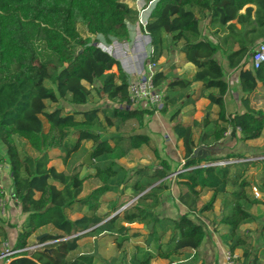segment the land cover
I'll list each match as a JSON object with an SVG mask.
<instances>
[{
    "label": "trees",
    "instance_id": "1",
    "mask_svg": "<svg viewBox=\"0 0 264 264\" xmlns=\"http://www.w3.org/2000/svg\"><path fill=\"white\" fill-rule=\"evenodd\" d=\"M136 14L123 0H0V140L8 160L11 194L25 214L11 245L22 250L12 255L7 264H96L92 254L70 255L78 248L81 236L93 232L111 234L116 246L121 247L129 238L140 235L139 231L130 234L123 225L135 221L146 225L152 222L147 233L151 237L170 228L168 246L163 249L158 244L155 252L133 253L127 263L122 260L121 264H151L156 258L172 260L187 249L195 250L202 241L203 227L189 215L212 210L222 195L228 198H224L222 206L229 210L220 218V223L227 227L221 239L230 251L246 245L240 226L254 220L249 209L264 205V201L247 193L250 182L231 171L234 164H203L232 157V153L225 157H194L193 149L196 144L216 143L229 127L238 128L241 140H253L262 134L264 106L254 108L246 104L243 112L227 113L224 96L228 84L214 54L220 50L228 67L238 71L244 103L258 84L264 91V61L257 68H243L253 46L264 40V0H157L141 29L149 37L152 62L161 57L164 38L169 36L173 48L195 67L189 78L172 79L173 74L168 77L162 70L152 73V83L157 88L167 81L162 91V107L157 111L166 115L173 110L169 121L183 148V163L176 175L180 186L176 199L186 212L175 219L160 217L149 210L158 203L157 194L164 191V179L171 172L169 163L159 157L155 147L151 151L158 163L154 168L136 169L129 186L124 183L123 166L108 160V155L117 149L124 157L131 150L149 147L150 137L132 132L105 138L95 130L119 129L129 122H136L141 128L144 116L151 111L132 107L129 77L120 63L89 37H82L76 26L82 25L88 34L102 35L107 41H127L129 30L125 20ZM201 20L206 21L214 43L201 38ZM98 78H101L100 91L115 106H94L75 112H63L58 106L47 108L46 101L55 102L67 95L72 103L85 104L90 90L83 82L91 85ZM193 82L201 83L196 93L191 91ZM200 98L207 99L218 110L215 118L207 116L201 122L203 129L209 125L212 128L200 130L195 139L194 128L200 122L182 123L177 116L183 106ZM261 98L264 99L263 93ZM71 131L74 138L68 141ZM15 137L23 139L35 154L21 152ZM84 141L91 142L92 163L87 166L94 172L90 176L99 182L85 194L83 182L87 176L65 171L73 155L83 149ZM52 150L61 152L59 158L64 168L50 164L55 157L50 153ZM127 187L134 194L143 192L140 197L153 200V205L123 209L105 219L121 207L116 201L108 214L98 213L105 193H123ZM259 187L263 197L264 179ZM204 190H210L211 196L202 203L200 196ZM1 197L0 193V200ZM75 205L74 211L80 216L71 219L66 210ZM118 219L122 223L116 225ZM46 227L50 231L39 238L41 246L27 250L31 235ZM81 231L85 232L78 234ZM0 235L5 236L1 227ZM247 255L243 252L244 258ZM252 264L264 262L253 257Z\"/></svg>",
    "mask_w": 264,
    "mask_h": 264
},
{
    "label": "rangeland",
    "instance_id": "2",
    "mask_svg": "<svg viewBox=\"0 0 264 264\" xmlns=\"http://www.w3.org/2000/svg\"><path fill=\"white\" fill-rule=\"evenodd\" d=\"M130 8L136 10V16L132 18H128L125 20L126 25L129 30V39L127 41L125 40H116V39H110V41H107L105 37L102 35H92L88 34L85 28L82 25H77L76 28L79 32V34L82 37H89L91 42L96 44L99 48H101L103 51H106L110 54V46L114 42H116V46L119 49H125L127 52L128 50L134 54L133 51L134 43L137 41L143 48V51L138 52V57L141 59L140 64L144 66V72L147 74V66H151L152 73L157 70H162L164 67L166 68V73L168 77H170L173 73V67L174 65H170V60L168 57V47L167 44L170 42L169 36H165L164 42L166 44V49L163 52V57L159 58L157 62H152L150 57L151 48L149 45V39L145 37V34L141 30L145 21L148 18L149 12H150V3L149 1L152 0H123ZM153 2V1H152ZM204 21H199L200 28L204 29L206 26L203 24ZM264 42V40H262ZM135 49V48H134ZM254 46L251 50L253 51ZM251 52L246 56L245 63L248 64L250 62ZM119 62V60H117ZM129 80L131 77L128 75ZM100 82L101 78L95 79L93 84L88 85L87 83L83 82V84L90 90V93L87 97V101L85 104H74L71 102L69 95H67L65 98H59L55 102L46 101L47 108H53L55 106L61 107L63 112H75L80 111L84 109H88L94 106L98 107H113L116 105L115 102L110 101L101 91H100ZM167 81L163 82L159 88L161 91H163V88L165 86ZM47 85L52 86L49 82H46ZM262 91L260 88L258 90L256 89L255 92L250 93L249 101L252 102V105L254 107H258L262 104V98L261 93ZM132 107L135 108H146L151 111V114H154L153 117L150 118L144 116L143 118V126L141 128L138 127L136 122H129L126 125L122 126L119 129L114 128H98L96 127L100 136L105 138H110L111 136L115 134H121V135H127L132 132H142L144 134H147L151 140L150 145L155 146L157 148H161V141L155 139L154 134H149L146 130L149 129L150 126L155 125L156 122H162L163 117L159 114H155L156 111L153 107H146L142 103H138L136 105H132ZM159 112V111H158ZM172 109L168 112V115L171 114ZM160 113V112H159ZM78 117V116H77ZM168 126L169 122L166 120ZM153 130V129H152ZM198 132H196L197 134ZM74 138L73 131L70 132L67 140L71 141ZM196 139V138H195ZM16 143L18 145V148L21 152H25L28 154L34 155L35 152L27 145L25 144V141L23 139H20L18 137H15ZM197 141V140H196ZM0 143L3 145L2 141L0 140ZM0 144V193L2 195L1 197V204L3 206V210L0 209V227L5 231V236L2 237L0 235L1 243L7 242L8 245H13L15 241V237L17 232L20 229V219L18 216V213L14 211L13 206L12 211L8 212L7 207L5 206V199L4 196H6L5 189V180H6V174L4 172V169L6 168V165H4L3 159H2V146ZM254 144V147L252 150L243 149L244 147L250 146ZM83 149L77 152L75 155H73L71 161L69 162L68 166L65 168V171L68 173H71L73 171H77L79 175H86V181L83 183V194L87 193L89 190H91L93 187L99 185V182L97 179L91 177L90 175L94 172L92 168H89L87 165H84L82 162L83 158L87 154V152L90 150L91 142L90 141H84L83 142ZM151 146H142L139 149H135L133 151H129L126 156L123 158L119 156V151L116 150L114 153L108 155L109 161H114L115 163L123 166V169L125 170V186H129V184L134 180V173L136 169L141 167H149L153 168L157 163V159L154 157L151 151ZM237 150L243 151L238 152L235 150L232 153L233 159H240L241 157H260V159H255L254 161H248V162H234V167H232L231 171L239 173L243 175L244 179L248 180L250 184H253L256 189L260 191V185L264 179V128L262 131V134L259 138L253 139V140H242L239 145L236 146ZM173 155H175V151L172 150ZM55 157L51 160V164H55L60 168H64L62 165V159L59 158V155L61 154L58 150H52L50 151ZM229 156V154L225 155ZM224 156V157H225ZM179 164L175 166V170L172 172H175L172 174L170 173L169 179L165 180V189L162 193L157 194V198H159L158 203L153 205V200H146L144 198L140 197V194H134L131 192V190L127 187L126 189H123V193H127L125 196L121 195V199L115 200L114 198L108 199L105 198L102 202V208L100 207L101 211L102 209H107V212L104 213L103 216L108 214L110 210L108 208L112 205L113 202H119L123 205H126V209H134L135 207L139 208L141 207H149L152 206L153 208L158 207L157 211L162 212L163 214L165 211H168V207L172 208V195H171V187L176 182L175 178L177 175V172L180 170L177 169ZM3 182V183H2ZM157 184V183H156ZM155 184V185H156ZM249 184V185H250ZM124 188L123 186H120V189ZM228 191L231 189L230 186L227 187ZM148 190V189H147ZM145 190V191H147ZM144 191V192H145ZM247 193L249 195H252L251 190L249 187L246 189ZM164 193V194H163ZM112 194V193H111ZM110 194V195H111ZM116 193L114 192L113 195ZM163 194V197H162ZM210 197L209 190H204L201 192L200 200L202 203H205L208 201ZM224 197L226 200L228 199L226 195L219 196L213 206V210L211 211V214L213 215V218L216 220L219 216L220 211L224 214L229 209L224 205V207L221 209L219 208V201L220 199ZM11 205V204H10ZM77 205L73 207L72 210H66V214L69 218L77 216L78 214L74 212ZM151 207V208H152ZM221 209V210H220ZM156 213V215L161 216V213ZM249 212L254 216V220L251 223H247L245 225L240 226V234L246 239L247 243L243 248H238V252L240 253V258L238 261L240 262L242 259L244 262L246 260H249L252 262L253 257H257L259 261L264 260V205L258 204L253 206L249 209ZM115 212H111L105 219L110 218L112 215H114ZM155 214V212L153 213ZM206 214V213H205ZM204 215L201 214V216ZM215 215V216H214ZM195 219L196 222H199L202 224V226H206V223L203 221V219L200 216H196ZM119 223H122L119 219L115 222L116 225ZM128 224H132L131 226ZM123 225L127 226L129 228V233L131 234V231H134L132 227H140L144 228L141 237L138 239H131V241L125 242L121 247H117L114 243L113 236L111 234L106 233H99V232H93L88 233L83 236V240L81 242L80 248H78L77 251H84V253L92 254L95 257L96 264H106V262L111 263V259L114 258L115 260L112 262V264H121L122 260H126L127 256L130 254H133L134 251L137 250L139 255L143 254L146 251H153L155 252V248L158 244L160 246H164L168 244V240L171 235L170 228H167L165 232L162 233V235H159V233H155L153 236V240L151 242V239L147 243V236H148V230L146 229L145 223H139L137 222H123ZM50 231V228H42L38 231H36L31 237L28 239V246L26 247L27 250L31 251L39 247L38 238L37 236L43 233H47ZM80 238V239H81ZM138 240V248L135 247L134 241ZM151 242V243H150ZM150 244L149 248L148 245ZM216 247V246H215ZM215 247H211L210 250L203 254V258L206 262V264H214L216 261L218 264H224L221 261V251L218 249L216 251ZM150 249V250H149ZM129 251V252H128ZM243 252L247 253L248 255L243 256ZM75 253V252H74ZM186 256V257H185ZM187 254L184 252H181L180 255L173 257V261L171 260H165V259H156V261H160L161 264H200L198 262V256H193V262L186 263L185 259L187 258ZM0 264H6L5 260H0ZM203 264V263H202Z\"/></svg>",
    "mask_w": 264,
    "mask_h": 264
},
{
    "label": "crops",
    "instance_id": "3",
    "mask_svg": "<svg viewBox=\"0 0 264 264\" xmlns=\"http://www.w3.org/2000/svg\"><path fill=\"white\" fill-rule=\"evenodd\" d=\"M203 24H204V26H206V21H204ZM199 30L201 32V38L202 39L211 41L213 43L215 42L214 39L212 38V36L210 35V33H209L207 28L202 29V28H200V25H199ZM137 47L140 48V51H143L141 49L142 46L139 43L137 44ZM165 47H166V44L164 42V44H163V52L166 49ZM167 47L169 49L168 55L170 57H168V59L170 60V65L171 66L174 65V67H173L174 73H173L172 79L175 78V77L189 78L191 76V74L195 70L194 65L192 63H190V62H186L184 60V55L182 53H179L176 49H174L170 42L167 44ZM163 56L164 55L162 53L160 58H162ZM214 58L221 65L222 71H223V78L228 84V90H227V92H226V94L224 96V103H225V108H226L227 113L232 114L234 112H239V113L243 112L245 110V105L246 104L250 105L251 107H254L252 105V102L249 101V99L245 103L242 101L241 98L244 95V93L241 91L240 86H239L238 71L228 67L225 55L220 50H218L214 54ZM249 67H250L249 63L248 64L244 63L243 68H249ZM166 68L167 67H164L162 69V71L165 72ZM200 86H201L200 82H193L192 85H191V91L193 93H196L198 91V89L200 88ZM258 88H259V84H258ZM258 88H257V90H258ZM260 93L264 94V91H260ZM249 96H248V98H249ZM192 97H193V95H192ZM261 100H262V104L260 106H258V107H254V108H259V107H263L264 106V99H261ZM217 110H218V108H217L216 105H214V104L210 105L207 99L200 98V99L196 100L193 104H187V105L183 106L180 109V111H179V114L177 116V121L182 122V123H191L193 120L200 122V126L194 128V137L197 138L198 133H199L200 130H202V131L203 130H210L212 128L209 125L207 128L203 129V127L201 125L202 120L205 117H207V116L210 117V118H215ZM154 113L161 115L163 117V121L162 122H156L155 125L150 126L149 129H147L146 131L149 134H151V135L154 134L155 139L161 141L162 144H161V148H157V147L152 146V145H150V146L151 147H155L157 149L159 157L165 159L169 163L170 168H171V172H172V171L175 170L174 168H175V166L177 164H179L178 167H177V169H179L181 167L182 163H183V160H182V156H183L182 143H181L180 140L177 139L175 133L172 130V125L173 124L169 121V115L170 114L169 115L168 114L164 115V114L159 113L158 111H155ZM153 115L154 114H152V115L148 114V116H146V115L145 116L150 118L151 116L153 117ZM166 120L169 122L170 126H168ZM196 132H198V133L196 134ZM151 140L152 139H150V142H151ZM241 141L242 140L240 139L239 130L237 128L232 129L231 127H229L227 129V131L225 132L224 137L221 138L216 143L209 144L208 146H205V145H202V144H196V147H200V146L210 147L209 152H208V154L205 157H208V158L209 157H224L225 155L231 154L235 150H237L236 146L239 145L241 143ZM253 147H254V144H252L250 146H247V147H244L243 149L244 150L245 149L252 150ZM117 150L119 151V156H120V150L119 149H117ZM172 150L175 151V155H173ZM131 151H133V150H131ZM237 151L238 152H243V151H240V150H237ZM2 152H3L2 153L3 155L1 157L3 159L4 165H6V168L4 169V172L6 174V180H5V183H4L5 184V189L4 190L6 191V196H4V199H5V203L4 204L7 207V210H8L9 213L13 212L12 211V207H11V206H13L14 211L18 213V216H19V219H20V225H21L22 222L25 219V214L20 211L19 203L13 198V196L11 194L12 191H11V179H10V175H9V165H8V160H7V157H6L4 146L2 147ZM225 158H220V159H225ZM228 158H231V157H228ZM53 165L55 167H57L58 169H62V168L58 167L55 164H53ZM170 173L167 175V177L164 179V181L169 179ZM174 173L175 172H172V174H174ZM83 176H86V175H81L80 177H83ZM175 180H177V178H175ZM251 185H253V184H250V186ZM250 186H249V188H250ZM83 189H84V187H83ZM179 189H180V186L177 185L176 182L171 187V195H172L171 196L172 197L171 203H172L173 210L168 207L167 210H169V212L165 211L164 214L162 212H160V211H157L158 207H156V208L152 207L149 210L152 211V212H155V213H159L160 212L161 213L160 215L163 216V217H168V218H173V219L178 218L179 215H181V214L186 212V208L182 204H180L178 202V200L176 199ZM209 192H210V196H211V191L209 190ZM111 193L112 192L105 193L102 198L103 199H105V198H108V199L114 198L115 200H119L122 197L121 195L125 196L127 194L126 192L125 193H116L115 195H113V193L112 194ZM163 194H162V197H163ZM223 202H224V197H222L220 199V201H219V206H220L219 208H221V209L223 208L222 207ZM101 206H102V204H101ZM99 210H100V208H99ZM108 210H111V206L108 208ZM212 210L203 211V212L197 211L194 214H190L189 215V217L194 222L197 221L195 219V217L196 216H200L203 219V221L206 223V226H204V225L202 226L203 227V231H204V235H203V238H202V241H201L200 245L195 250L187 249V250L184 251V253H186L188 255L187 258L185 259L186 263L193 262V256L197 255L198 258H199L198 262L201 261L200 264H202V263L206 264L204 258L202 257L203 254L208 252L212 246L213 247L216 246L215 247L216 251L218 249H220V251H221V256H220L221 257V261L224 264H228L226 262V260L224 259V252L229 250V249H228V246L226 245V243H224V241L221 239V235L227 231V227L223 223H220V218H221V215H222L220 213H222V211H220L219 216L215 220L213 218V215L211 214ZM74 212L77 213L78 215L74 216V217H71V219L80 216L79 212H76V211H74ZM105 212H107V209H102L101 211H98V213H100V214L101 213L103 214ZM203 213H204V215L201 216V214H203ZM137 224H139V223H137ZM129 225L131 226L132 224H128V226ZM243 225H245V224H243ZM132 229L134 231H139L140 232V235L137 236V237H132L133 239H138L139 237H141L144 228H140V227L135 226V227H132ZM131 232H133V231H131ZM132 238H129L128 241H131ZM152 238L153 237L150 236L151 242L153 240ZM82 240H83V237L81 239H79L78 248H80ZM138 242H139L138 240H135L134 244L137 245ZM149 246H150V244L148 245V248H149ZM167 246H168V244L164 245V246H161V247L163 249H165ZM78 248L75 251H73L70 255L84 253V251H77ZM149 252H153V251L150 250ZM230 252H232V253H234L235 255L238 256V258H237L238 264H252V262H250L249 260H246V262H244L243 259L240 262L238 261V259L241 256L240 253L238 252V248H236V249H234L233 251H230ZM134 253L139 254L137 252V250L134 251ZM129 257H130V254L127 256V259ZM127 259H126V263L128 262ZM156 259H161V258H156ZM156 259L152 260L151 264H161V262L160 261L157 262ZM171 261H173V259ZM261 261L264 262V260H261ZM106 264H110V262L109 263L106 262ZM214 264H218L217 261Z\"/></svg>",
    "mask_w": 264,
    "mask_h": 264
},
{
    "label": "built area",
    "instance_id": "4",
    "mask_svg": "<svg viewBox=\"0 0 264 264\" xmlns=\"http://www.w3.org/2000/svg\"><path fill=\"white\" fill-rule=\"evenodd\" d=\"M152 1H149L150 10L152 9V7L154 6L157 0H152ZM145 37L149 39V37L146 34ZM125 53H122V49H119L116 46V42L115 43L113 42L111 44L110 55L114 59L119 60L122 70L131 77V79L129 80L128 94L132 105L142 103L146 107H153L156 109V111L159 110L162 107L163 94L162 91L156 86H154L152 83L151 66H147L148 72L147 74H145L143 73L144 66L140 64L141 59L138 57V53L135 52L134 54H132L129 50L128 52L125 50ZM263 61H264V42L262 40H259L256 42L255 47L251 53L249 64L251 68H257L260 65V63ZM255 159H260V157L259 158L241 157L240 159H233L231 157L225 159H216L214 161H208L203 164L205 166H224L226 164H232L234 162L254 161ZM250 190L255 198H261L260 192L256 189L254 185L250 186ZM125 208L126 205H123L114 212L117 213ZM0 209L3 210L1 200H0ZM84 232L85 231H81L78 234ZM40 246L41 244H39V247ZM20 250L22 249H14L12 248V246L8 245L7 242H3L1 243L0 260H5V262L7 263L9 258L12 255L18 253ZM237 258L238 256L230 252L229 250L224 252V259L228 264H238Z\"/></svg>",
    "mask_w": 264,
    "mask_h": 264
},
{
    "label": "water",
    "instance_id": "5",
    "mask_svg": "<svg viewBox=\"0 0 264 264\" xmlns=\"http://www.w3.org/2000/svg\"><path fill=\"white\" fill-rule=\"evenodd\" d=\"M209 149H210V147H205V146L196 147V148L193 149V156L194 157H205L208 154ZM82 162L85 165H90L92 163L91 150H89L87 152V154L83 158ZM262 200L264 201V196L262 197ZM151 226H152V222H150L149 224H147L146 225V228L148 230H150L151 229ZM43 234H45V233H43ZM43 234L38 235L37 238L39 239ZM149 240H150V236L147 237V243L149 242Z\"/></svg>",
    "mask_w": 264,
    "mask_h": 264
},
{
    "label": "bare ground",
    "instance_id": "6",
    "mask_svg": "<svg viewBox=\"0 0 264 264\" xmlns=\"http://www.w3.org/2000/svg\"><path fill=\"white\" fill-rule=\"evenodd\" d=\"M137 44H138V43H137V41H136V42L134 43V48H135V49L133 48V51L138 53V52H140V48L137 47ZM141 49L143 50V48H141ZM122 53H125V50H124V49H122ZM125 55H126V53H125ZM121 57H122V56H121Z\"/></svg>",
    "mask_w": 264,
    "mask_h": 264
},
{
    "label": "clouds",
    "instance_id": "7",
    "mask_svg": "<svg viewBox=\"0 0 264 264\" xmlns=\"http://www.w3.org/2000/svg\"><path fill=\"white\" fill-rule=\"evenodd\" d=\"M255 47V46H254ZM261 198H262V196H261Z\"/></svg>",
    "mask_w": 264,
    "mask_h": 264
}]
</instances>
